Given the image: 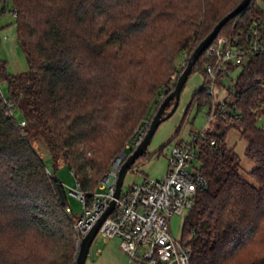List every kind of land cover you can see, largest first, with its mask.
I'll use <instances>...</instances> for the list:
<instances>
[{"label":"trees","instance_id":"obj_1","mask_svg":"<svg viewBox=\"0 0 264 264\" xmlns=\"http://www.w3.org/2000/svg\"><path fill=\"white\" fill-rule=\"evenodd\" d=\"M240 1L12 0L29 68L10 73L0 57V79L9 87L7 98L0 91V264H74L78 253V214L33 140L42 139L55 167L71 169L91 200L114 157L133 150L125 145L170 74L182 72L177 57L192 53ZM8 2L0 0V14ZM256 26L264 41V7L252 0L219 34L246 37ZM215 61L205 50L192 70H200L204 82L189 105L206 103L208 113L215 105L216 115L196 138L195 160L207 183L187 210L182 240L191 247L190 264H264V125L257 122L264 112V52L228 63L217 76L222 85L240 67L223 108L206 87L211 78L204 65ZM232 128L255 163L247 176L226 141ZM148 158L147 150L130 170L143 173Z\"/></svg>","mask_w":264,"mask_h":264},{"label":"built area","instance_id":"obj_2","mask_svg":"<svg viewBox=\"0 0 264 264\" xmlns=\"http://www.w3.org/2000/svg\"><path fill=\"white\" fill-rule=\"evenodd\" d=\"M260 27H252L247 36L218 34L206 49L216 57L215 64L206 65L211 81L206 85L210 94H215V80L226 71L228 63L241 64L249 54L264 52V41ZM231 100V98H227ZM222 100L220 107H225ZM216 115V109L210 113V119ZM21 125L26 121L21 120ZM147 126V124H145ZM142 128V127H139ZM144 130L126 145L137 146L143 139ZM203 131L193 133L190 139L177 138L169 153V164L163 178L146 177L140 183H133L115 198L118 172L128 153L114 160L111 169L103 177L101 185L87 200L79 187L72 190L82 201L83 212L75 221L77 244L91 230L106 211L112 199L115 206L105 218L98 233L105 238H118L120 248L141 264H190L192 250L182 239H177L171 228L170 219L174 214H182L193 204L197 190L207 181L195 164L199 144L196 138ZM140 173V172H137ZM75 264V263H74Z\"/></svg>","mask_w":264,"mask_h":264},{"label":"rangeland","instance_id":"obj_3","mask_svg":"<svg viewBox=\"0 0 264 264\" xmlns=\"http://www.w3.org/2000/svg\"><path fill=\"white\" fill-rule=\"evenodd\" d=\"M259 2L264 7V0H259ZM15 14L12 0H9L6 11L0 14V57L1 60L6 61V69L10 73L23 72L29 68L27 56L18 40ZM190 55L191 53L187 49L180 53L176 60L178 70H184ZM204 67L206 66L204 65ZM239 71L240 67H237L235 70L231 71L227 77L220 80L222 81V85L215 82L216 99L214 98V101L227 98V89L228 87L233 88V79L237 77ZM180 74L181 72L179 73L178 71L170 74L168 82L163 86L162 95L157 97V100L152 104L150 112L144 117L142 123L136 127L126 145L135 139L136 135H140L143 130L145 131L143 137L145 136L154 114L168 93L166 90L175 87L174 84ZM203 82L204 76L200 70L197 69L189 75L182 89L178 107L170 117L160 123L152 137L147 149L150 153V158L146 159L139 169L143 171V173H136L129 170L123 183L124 191L133 183L142 182L146 177L163 178L168 168L169 153L174 141L177 138L185 140L190 139L193 133L205 131L208 126H212L214 119H210V113L212 114L214 111L215 105L210 113H208V104L206 103L202 106H199L196 102L189 105L193 93L202 86ZM0 91L6 98L9 96L8 81L4 78L0 79ZM13 114L19 121L22 120V113L19 108L14 107ZM257 122L261 126L264 125V112L259 116ZM145 124H147V126H145ZM177 129H179V133L175 136ZM226 141L228 145L235 147L236 152L241 158L242 174L247 176V172L253 168L255 163L245 155L246 140L241 136L238 129L232 128L227 134ZM33 143L45 159L48 168L55 171L59 179L64 183L67 189L68 200L74 213L78 215L81 214L83 212V204L72 191L77 188V181L71 169L63 164L58 167L54 166L52 156L41 138L34 139ZM133 147L136 148V145H133ZM122 152L123 151L119 152L116 156H120ZM117 157H114L112 164ZM195 164L199 166L198 160H195ZM186 215L187 211L182 214H174L170 219L172 232L177 239H182L183 237V226ZM111 244V249H106L107 246L105 247L103 236L98 233L90 247L85 264H141L137 260H131L120 248V241L118 238L112 239ZM99 247L103 248L101 253L98 251Z\"/></svg>","mask_w":264,"mask_h":264},{"label":"water","instance_id":"obj_4","mask_svg":"<svg viewBox=\"0 0 264 264\" xmlns=\"http://www.w3.org/2000/svg\"><path fill=\"white\" fill-rule=\"evenodd\" d=\"M252 0H241L232 10H230L228 13H226L223 17H221L218 22L214 25L212 30L199 42V44L195 47L193 52L191 53L187 65L184 68V70L181 72V74L178 76L177 81L175 83L174 89L166 95V97L163 99V101L160 103L156 113L154 114L151 123L148 127V130L143 137V139L140 141V143L134 148L127 156V158L122 163L120 170L118 172V176L116 179V188L114 192V197L117 198L122 190L123 183L125 176L127 172L132 168V165L134 164L135 160L146 153L148 146L152 140V137L154 133L156 132L158 126L160 123L170 117L179 104L180 95L182 92V89L191 74L193 70V66L196 63V61L199 59V57L204 53V51L210 46V44L213 42V40L216 38V36L220 33L223 26L235 15H237L240 11H242L244 8H246ZM173 100L174 104L173 106L166 111L167 104ZM58 191L60 193V196L62 198V201H66L65 192L62 186V183H58ZM115 198L111 200L109 206L107 207L106 211L103 213V215L99 218V220L94 224V226L91 228V230L82 238L78 253L76 256L75 264H85L86 259L89 254L90 247L93 243V240L95 239L96 235L98 234V231L100 229L101 224L105 220V218L112 212L114 206H115Z\"/></svg>","mask_w":264,"mask_h":264},{"label":"crops","instance_id":"obj_5","mask_svg":"<svg viewBox=\"0 0 264 264\" xmlns=\"http://www.w3.org/2000/svg\"><path fill=\"white\" fill-rule=\"evenodd\" d=\"M112 239H114V238H105V237H103V242H104V244H105V247H106V249L108 248L109 250L111 249V247H112V244H111V240ZM98 251L101 253L102 251H103V248H101V247H99L98 248Z\"/></svg>","mask_w":264,"mask_h":264}]
</instances>
